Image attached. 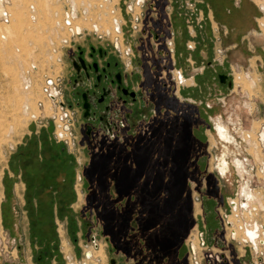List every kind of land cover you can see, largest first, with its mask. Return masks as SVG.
Here are the masks:
<instances>
[{
    "label": "rangeland",
    "instance_id": "374dc122",
    "mask_svg": "<svg viewBox=\"0 0 264 264\" xmlns=\"http://www.w3.org/2000/svg\"><path fill=\"white\" fill-rule=\"evenodd\" d=\"M80 1L78 0L79 4L73 8L70 0H9L11 20L7 23L0 18V264H68L69 262L85 264L86 261L91 264H112V260H115V264H136L132 253L130 256L127 251L119 250L115 246L113 229L110 227L116 220L114 221L113 217L110 220L109 217V221L106 222L101 216L102 209L110 208L107 204L111 199L112 180L104 178L99 180L100 177L102 178L103 168L111 169L115 165L114 160L107 156L108 153L115 156L116 152L120 151L118 144L123 149L130 142L125 144L117 141L114 142V146L106 142V144L102 142V145H96L99 148L97 150L106 157H103L104 160L99 157L100 163L97 160L93 162V155L97 150L92 152L94 149L85 147L86 121L83 120L81 109L73 110L69 105L74 99L71 98L73 92L68 83V77L72 54L78 50L79 46L86 49L92 45L104 46L111 53L118 54L119 52L122 56V63L129 64L130 69L132 61L138 63L148 58L152 65H158V70L154 73L155 77L163 84L167 81L171 89H176L175 81L172 80L175 70L169 72L166 79L160 77V74L163 75L160 71L165 69L163 67L166 63H169V58L165 54L169 50V45L165 35L157 39L154 32L157 27L155 21L161 23L162 12L166 4H169L173 12L172 18L178 33L175 44L178 51V59L175 58L176 65L178 68L183 67L186 76H195L194 80L197 83L189 85L192 78L187 79V85L182 87V91L185 96L197 102L200 110V117L197 121L188 119L187 121L191 122V126L194 124L199 127L202 155L200 162L204 169L203 172L201 171L202 181L199 188L197 182L190 180L189 202L193 210L192 224L189 228L183 227L179 230L182 235H179V242L175 247V255L179 260H173V257L168 256L166 264H177L176 260L181 261V264H196L197 262L202 264H252V261H259L258 255L263 258L259 261L260 264L261 262L264 264V252L258 254L250 243L249 247H245L238 242L239 240H232L230 251H225L226 247L219 248L215 242H204L199 232L200 217L203 211L200 208L197 210L199 205L202 207L200 197L203 193L208 196L213 194L219 197L220 195L221 201L218 208L226 228L225 223L227 224L230 216L233 217L235 214L234 203L231 199L239 197L243 183L247 185L246 191L250 186L255 192H262L264 202V173L261 161L255 159L249 152L252 146H248L241 135L242 131L244 134L251 133L260 143L258 139L260 140L259 136L264 131V30L258 21L261 19L260 21L264 22V12L260 9V0H234V6L240 8L245 5L249 9V15L241 23L236 20L221 21L216 18L214 10L211 16V11L204 9V13L198 18L202 25L200 38L202 43L206 41L211 50L210 53L201 51L198 55L196 51H191L187 46L190 37V35L187 36L189 34L188 25L194 17L190 10L195 7L191 3H185V7V5L182 6L180 0ZM87 2L91 4L85 9ZM31 4H37V19L35 20L31 19V13H33L30 8ZM161 8L162 12H160ZM73 11L76 12L75 19L70 16ZM113 22H119L115 35L95 29L97 23L101 30H105L113 27ZM74 23L75 25H78L77 23L88 25L89 28L86 26L78 32L75 30ZM92 23H94L93 28H91ZM227 31L228 33H225ZM115 46L118 47V51L115 50ZM163 49L164 53H162ZM195 54L196 57H194ZM191 55L196 61L193 65L188 61ZM215 59L221 63L215 62ZM209 61H212L210 66H208ZM23 69L33 81L30 91L24 89L19 74ZM219 73L230 74L233 85L229 86L227 83L220 82L217 77ZM239 75L252 76L256 80L252 89L240 83ZM51 87L62 90L63 97L60 98L72 113V130L76 140L72 139L70 148L76 152L82 162L90 161L83 167L82 179L76 180L80 194V201L76 203L77 223H67V231H65V223L60 222L57 227L63 229L65 234L62 230L60 237L54 233V237L40 242L37 237L32 236L29 239L23 231L19 232L13 222L8 220L6 224L2 220L1 210L5 209L3 206L6 203L5 187L7 183L13 181L7 176L5 167L9 163L14 148L29 133L32 124L39 128L56 120L55 117L60 107L58 102L55 103V99H50ZM27 96H30L29 99ZM175 104L177 105L176 101ZM34 114L37 116L32 118ZM219 117L229 125L234 143H225L217 134L216 120ZM225 144L228 147H225ZM263 144H260V149H262L264 159ZM85 149L86 153H84ZM142 149H145V146ZM142 149L136 146L138 159L143 154ZM223 153L230 161L235 157L247 160L249 169L247 175L243 170L240 172L241 177L232 163L228 173L223 175L218 168ZM90 166H92L90 170L95 169V172L88 171ZM244 175H246L245 179H243ZM100 185L102 195L95 204V201L91 202L90 198L96 197L97 186ZM185 186L186 184L179 182L178 187L180 188L177 190L180 194L183 193ZM180 194L177 196L179 204L180 199L183 198ZM85 195H87L86 198ZM258 205L260 206V203ZM207 209L211 210L210 213L208 212V219L215 228V206L207 205ZM242 212L241 215L244 218ZM255 216V220L264 229V209L261 208ZM202 221L206 225L205 220L202 219ZM229 230L230 227H228V237ZM195 235H197L198 246L192 242ZM95 241L99 249L100 246L104 249L99 251L100 255L87 259L86 251L91 249L94 253L95 248L97 250ZM145 242L146 240H143L141 243L143 250L146 249ZM146 250L152 253L149 248ZM41 251H44V255L46 253V257L42 256L39 261L37 257ZM240 251L243 255L245 252L246 254L240 257ZM181 253L182 259L180 258Z\"/></svg>",
    "mask_w": 264,
    "mask_h": 264
},
{
    "label": "flooded vegetation",
    "instance_id": "af4514ba",
    "mask_svg": "<svg viewBox=\"0 0 264 264\" xmlns=\"http://www.w3.org/2000/svg\"><path fill=\"white\" fill-rule=\"evenodd\" d=\"M211 10L213 11L212 8ZM230 18L232 20V17ZM243 20L240 19L239 21L238 19V22L241 23ZM156 25L157 27L154 32L157 35V39L164 37V35L166 36L169 31L165 25L158 22ZM173 25L177 43L178 33L177 29H175L174 19ZM198 32L199 33L195 39L196 47L193 51H196L197 55L200 54L199 52L201 51L210 53L211 49L206 41L203 43L201 42L199 28ZM225 33H228V31ZM115 50L118 51L117 46H115ZM145 53L146 55L148 54L147 51ZM162 53H164V49ZM165 54L167 57L170 55L169 52H166ZM175 54L178 59L177 48L175 49ZM196 54L194 57H196ZM121 57L122 56L119 52L118 54L111 53L104 46L96 47L94 45L90 46L89 49L79 46L78 50L72 54L68 83L73 92L71 98L74 100L69 105L73 110L79 108L83 112V120L86 121L84 127L86 137L84 141L85 147H91V149H94L92 152H94L99 149L96 145H102V142L108 144L119 141L121 143L124 142L125 144L130 142L127 146L131 148H135L136 146L141 148L142 145H144L150 154H152V150L156 153L158 148H161L162 150L164 149L166 154H164V161L166 159L169 161L174 158L177 160V173L179 174L177 185L179 186V182L184 183L186 184L185 187L190 191L191 188L189 184L190 180H192L197 182V187L199 188L202 181L201 171H204L200 162L202 155L200 153L201 140L199 137V127H196L193 124L190 129H187V124L191 123L188 122L187 119L189 121H197L200 117V110L197 102L191 97L185 96L182 88L179 92H176L175 88L171 89L170 84L167 82H164V84L160 82L154 74L158 70V65H152L148 58L147 60H143V62L139 61L138 63L132 61V68L130 69L129 64L124 61V63H122ZM191 58L193 60L192 55ZM153 60L155 59L153 58ZM214 61L219 62L217 59ZM195 62L196 61L193 60V64ZM211 63L212 61H209L208 66H210ZM150 67H152V69H150ZM165 67H168V65L166 64ZM206 67L204 69H206ZM194 77L195 76L192 75L190 78H193V85H196L197 83L195 82ZM217 77L220 82L224 84L227 83L229 86L233 85L230 74L219 73ZM175 101L177 102V105L175 104ZM219 122L224 124L230 131L229 125L219 117L216 120L217 132V124ZM217 134L225 143H234L235 141L232 134H229V138L223 137L219 132ZM241 135L247 145H251L253 148V144L250 143L251 141L247 140V134H244V131H242ZM225 147H228L227 144H225ZM174 150L177 151V155ZM99 152L100 151L98 150L95 151L93 157ZM259 152V160L264 162V159L262 158V149H260ZM223 157H225V160H223ZM171 161L172 162L170 163H175L173 160ZM220 161L221 163L219 162L218 168L223 175L228 173L231 163L236 167L240 176H242L240 172L243 170L246 175L249 171L247 160L243 158L235 157L230 161L225 153H223ZM223 161H226V165H224ZM222 166H224V171H222ZM262 170L264 173V168H262ZM246 175H244L243 179H245ZM208 179L210 180V178ZM123 181L124 182L121 180L119 185H122V183L127 185V179H123ZM246 186L245 183H243L239 191V206L241 207V211H245L246 209L251 210L252 204L257 202L254 198L255 190L248 185L252 192V196L249 197L245 190ZM110 187L112 191L110 190L111 199H109V204L114 207L115 215L113 218L114 221L116 220V224L114 223L112 227L113 240L116 244V248L127 251L130 256L132 253V256L136 260V264H166V261L168 260L167 258L160 263L154 262L151 253L142 248L141 243H143L144 237L140 223L138 222V212H135V209L132 210L133 212L129 210L130 206L133 205L131 204L133 199H130L129 197L130 189L126 194L119 192V186L116 183V179H112ZM177 188L179 189L180 187ZM180 195L183 197V193ZM214 196L213 194L208 196L203 193L200 197L202 207L199 205L197 210L200 208L203 211V214L200 217L201 222L199 226L201 229L199 232L201 233V238L204 242H215L216 245L224 246L230 251V244L226 242L225 238L223 218L219 213L218 208L221 197L220 195L219 197L218 195ZM90 199L91 202L92 200L95 201V204L99 201L97 195ZM181 199L183 200V198ZM232 202L234 203L233 207H235L236 202ZM207 205L215 206V228L209 222L208 212L210 213L211 210L207 209ZM129 211L133 213L131 216L128 215ZM103 213H101L103 219H108L107 217H110V215ZM123 215L130 217L127 219L128 225L125 228L122 227L123 224H121V218ZM202 219L205 220L206 225L203 223ZM253 227L254 228L247 227L246 230L249 232H246L253 241V243L250 242V244L257 250L258 245L256 239L259 235L260 225L256 222L253 224ZM193 239L192 242L198 246L197 235H195ZM102 248L103 247L101 246L100 249L94 250V255H100L99 251H103L104 249ZM42 255V253L38 255L37 259L39 261L42 259ZM173 255L175 256H173V260H179L178 256L175 255V251ZM182 257L183 255L181 253L180 258L182 259ZM177 260V264H181V261L178 262Z\"/></svg>",
    "mask_w": 264,
    "mask_h": 264
},
{
    "label": "crops",
    "instance_id": "0c3cea01",
    "mask_svg": "<svg viewBox=\"0 0 264 264\" xmlns=\"http://www.w3.org/2000/svg\"><path fill=\"white\" fill-rule=\"evenodd\" d=\"M212 13L211 10V16ZM114 144L113 142L109 145L114 146ZM118 145L120 151L118 153L115 151V156L111 153L107 155L109 159L111 157L114 160L115 165L111 169L103 168L102 178H100L116 179L119 192L126 194L134 182L135 174L137 172H140L142 176L146 174L145 162L150 152L148 153L146 147L142 149L143 145L141 147L143 154L138 159L136 147L125 146L126 148L123 147L122 149L121 145ZM84 153H86V149ZM12 154L17 155L15 169L11 166ZM119 157L121 159H118ZM89 161L82 162L73 149L68 147L66 143L57 140L53 123L49 122V125L46 124L39 128L32 124L29 133L14 148L9 163L5 167L7 168L5 171L8 173L7 176L13 181L7 183L4 190L6 203L3 204L5 209L1 210L2 220L5 218L4 215H8L14 227L16 226L19 232L23 231V234L29 239L34 236L35 230L37 234L43 233V230L38 227L35 229L32 223H53L54 233L60 237V231L63 230L57 227L60 222L65 223V231H67V223H77L78 209L76 203L80 201V194L76 180L82 179L83 167ZM123 179H127V185L122 183V187L119 182L121 180L124 182ZM101 195L100 185L97 186V198L99 199ZM107 205L110 208L102 209L101 212H105L106 215L110 213L111 220L115 215L114 207L111 204ZM64 230L63 233L65 234ZM59 251L61 253L60 249ZM43 252L41 251L42 256L46 257V253L44 255Z\"/></svg>",
    "mask_w": 264,
    "mask_h": 264
},
{
    "label": "trees",
    "instance_id": "16d2710c",
    "mask_svg": "<svg viewBox=\"0 0 264 264\" xmlns=\"http://www.w3.org/2000/svg\"><path fill=\"white\" fill-rule=\"evenodd\" d=\"M204 1L209 3L215 11L216 18L221 21H238V19L240 21V19H246L247 15H249V9L245 5L241 8L234 6V0ZM230 17H232V20ZM187 36L189 37V34ZM190 128L191 125L189 123L187 124V129ZM174 151L177 155V151ZM164 154V149L162 150L161 148H158L156 153L152 150V154L147 156L145 162L146 174L142 176L140 172H137L129 191V197L130 199H133L131 202L133 205L130 206L129 210L133 212L132 210L135 209L134 211L138 212V222L140 223L144 237L143 240H146L144 247L146 246V249L149 248L152 251L151 255L153 261L158 263L163 262L166 258L168 259V256L173 257L175 247L179 242L178 237L179 235H182L179 230L183 227L189 228L192 224L189 190L187 188L184 189L183 200L180 199L179 204L177 202V196L180 194V191L177 190L179 177V174L177 173V160L174 158L169 161L167 159V161H164V156L166 155ZM102 156L103 155L100 154L95 155L93 157V162L97 160L100 163V158L103 159V157H105ZM16 158V154L11 158V166L13 169L16 168ZM171 160L175 163H170L172 162ZM90 169H92V166L88 167V171ZM91 172H95V169ZM99 180H101V178ZM130 211L128 215L131 216L133 213ZM4 217V222L7 224L9 217L8 215H4ZM128 218L130 217L125 215L122 216V227L125 228L128 225ZM103 220L106 222L109 221L106 218ZM32 224L35 229L38 227L43 230V233L39 234H37L36 230L34 231V237H37L40 242L47 241L55 236L53 223L45 222ZM112 227L110 228L113 229Z\"/></svg>",
    "mask_w": 264,
    "mask_h": 264
},
{
    "label": "built area",
    "instance_id": "2783aa9c",
    "mask_svg": "<svg viewBox=\"0 0 264 264\" xmlns=\"http://www.w3.org/2000/svg\"><path fill=\"white\" fill-rule=\"evenodd\" d=\"M2 1V6L0 7V18L2 21L4 22H10L11 20V16H12V13L11 11L9 10V0H1ZM179 1V0H178ZM180 3L182 4V6L185 5L186 7V4H192L193 6L195 7H191L192 9L190 10V12L192 13V15L194 16L193 17V20L191 22V24L188 25L189 27V41L187 42V46H188V49H190L191 51H193L196 47V37L198 35V28L200 29L202 25H200V22H199V15L200 14H203L204 13V9H209V11H211V7L209 6L208 3H206L204 0H180ZM186 3V4H185ZM160 10V9H159ZM163 9L161 8L160 12H162ZM163 16H162V20H161V23H163L165 25V27L168 29V33L167 35L165 36V39L167 40V43L169 45V50L168 52L170 53L169 55V63H166L168 65V67H163L165 68L164 70H161L160 72L163 73V75L160 74V77L163 78V79H166V75L169 73V72H173V70H175L174 72V76H172L174 79H172L173 81H175V86L177 87L175 90L176 92H179V90L185 86V82L183 80H185V78H190L188 76H186L185 72H184V69L182 66H178L176 65V54H175V44H176V34H175V31H174V25H173V18H172V10L170 9V6L169 4L165 6V10L162 12ZM192 19V18H191ZM157 23V20L155 21ZM117 31H118V28H117ZM188 61L193 65V60L192 58H188ZM170 66H174L173 68H171ZM167 82V81H166ZM169 84V83H168ZM187 85V84H186ZM189 85H193V83L189 84ZM49 96H50V99L53 100L55 99V103H59V111H58V115H56V120L55 122L53 121L54 123V131H55V136L57 138L58 141L60 142H63V143H66L68 147H71V142H72V139H75L76 138L73 136V130H72V125H73V117H72V113H70V110L69 108L65 105V102L63 101L62 98L60 97H63L62 95V90H60V88L58 89L57 87H51V90H50V93H49ZM60 123V124H59ZM74 138H73V137ZM229 223V224H228ZM228 223L226 225V228H225V238H226V242L228 244H232V240H235V241H238L239 239H236L235 237V230L232 229V225L230 226V224H232V221L228 220ZM2 227V226H1ZM228 227H230V230H231V234H230V230H229V237L227 236V233H228ZM94 239V237H93ZM239 243H242L243 246L245 247H249L250 245L249 242H244L242 240H239L238 241ZM95 245H97V249L98 248V244L97 242L95 241ZM252 246V245H251ZM219 248H221L222 246H218ZM253 249V248H252ZM96 250V248H95ZM254 250H256L254 248ZM225 251H229V249H226ZM257 253L261 254L263 251V249L261 250H256ZM246 254V252L244 253V255ZM86 257L87 259H91L93 256H94V253L91 249H89L88 251H86ZM241 251H240V257L241 256H244ZM258 258H259V261L262 260V256L261 255H258ZM228 260V259H227ZM258 260L256 261H252V264H260ZM68 264H74L73 262H69ZM85 264H91V263H88L87 261L85 262ZM196 264H202V263H196ZM262 264V262H261Z\"/></svg>",
    "mask_w": 264,
    "mask_h": 264
},
{
    "label": "bare ground",
    "instance_id": "6f19581e",
    "mask_svg": "<svg viewBox=\"0 0 264 264\" xmlns=\"http://www.w3.org/2000/svg\"><path fill=\"white\" fill-rule=\"evenodd\" d=\"M78 0H70V2H71V4H72V6H73V8H75V7H77V4H79L78 2H77ZM82 1V0H81ZM80 1V2H81ZM85 1V0H84ZM106 1H108V0H106ZM110 1V0H109ZM139 1H141V0H139ZM35 3V2H34ZM85 3V2H84ZM109 3V2H108ZM89 4H91L90 2H87V5H86V8L85 9H87L88 8V5ZM36 5L37 4H31V6H30V8H31V11L33 12V13H31V19H37V14H36V11H37V8H36ZM2 6V2H1V0H0V7ZM84 8V7H83ZM260 9L262 10V12H264V0H260ZM90 10V9H89ZM35 12V13H34ZM112 13V12H111ZM111 13H109V14H111ZM71 17H73V19H75L76 18V12L75 11H73V14L72 15H70ZM88 20V19H87ZM89 20H90V18H89ZM261 19H258V21H259V24H260V26L262 27V29L264 30V22H261L260 21ZM75 21H77V20H75ZM74 21V22H75ZM101 21V20H100ZM100 21H98V22H100ZM119 21V20H118ZM69 23H70V21H69ZM76 23H74V25H75ZM78 25H75L74 27H75V30H77L78 32H81V30H83V28H85L86 26H88V25H81V24H79V23H77ZM93 24L94 23H92L91 24V28H93ZM118 25H119V22L118 23H115V22H113V27H109V28H107V29H105V30H101L100 29V27H99V25H98V23L97 24H95V29L97 30V31H103V32H108V33H111L112 35L115 33H117V28H118ZM102 27H104V25H102ZM88 28H89V26H88ZM105 28V27H104ZM114 34V35H115ZM7 38V37H6ZM23 67V66H22ZM20 74V77H21V80H22V83H23V86H24V89H26V90H28V91H30V89L32 88V78L30 77V75L27 73V71L26 70H22V72L21 73H19ZM238 78H239V81H241L240 83H243L244 84V86L246 87V88H248V89H252V87H253V85H254V83H255V79L254 78H252V76L251 77H246V76H244V75H239L238 76ZM187 79H189V78H185V80H183L186 84H187ZM191 79V78H190ZM192 81H191V83H193L194 81H193V78L191 79ZM190 83V84H191ZM238 83V82H237ZM29 97L30 96H27V98L29 99ZM28 107V106H27ZM31 108V107H30ZM29 111H30V109H29ZM37 115H33L32 116V118L33 117H36ZM217 129H218V132H219V134H221L223 137H228L229 136V134H231L230 133V131L227 129V127L224 125V124H222L221 122H219L218 124H217ZM261 133H262V131H261ZM222 137V138H223ZM230 137V136H229ZM228 137V138H229ZM257 138V137H256ZM259 138H260V140L258 139V141L260 142V143H264L263 142V139H264V131H263V133L259 136ZM247 140L248 141H251L250 143H252L253 144V148H252V150H250V152L254 155V158L256 159H258L259 160V157H260V154H259V147H260V143H258L257 142V140L256 139H254V137H253V135H251V133L250 134H247ZM264 145V144H263ZM250 147H251V145H250ZM223 160H225V157H223ZM220 163H221V161H220ZM223 163H224V165H226V161H223ZM261 163V168H264V162H260ZM222 171H224V166H222ZM242 177V176H241ZM246 190V189H245ZM244 190V191H245ZM247 195L249 196V197H251L252 196V193H251V191L249 190V187H247ZM263 193L261 192V193H259V192H254V195H255V199L257 200V202H254L253 204H252V208H251V210H245V211H243L242 213H243V215H244V218H242L243 216L241 215V207L239 206V197L236 199V198H232L231 199V201H235L236 202V205H235V207H233V209H234V212H235V214L233 215V217L232 216H230V221H232V223H233V225H232V229H234L236 232H235V237H236V239H239V240H242L243 241V243L244 242H252L253 243V241L250 239V237H249V235L247 234V232L246 231H248V230H246V228L247 227H250V228H254L253 227V224L254 223H256L257 221L255 220V218H256V213L257 212H260V209L261 208H263L264 209V202H263V195H262ZM251 199V198H250ZM258 203H260V206L258 205ZM237 215V216H236ZM245 219V220H244ZM249 232V231H248ZM230 234H231V230H230ZM240 234V235H239ZM256 243H257V245H258V247H257V250H261V249H263L264 248V229H262L261 228V226H260V231H259V235H258V237H257V239H256ZM101 247V246H100ZM98 250V249H97Z\"/></svg>",
    "mask_w": 264,
    "mask_h": 264
},
{
    "label": "water",
    "instance_id": "95a60500",
    "mask_svg": "<svg viewBox=\"0 0 264 264\" xmlns=\"http://www.w3.org/2000/svg\"><path fill=\"white\" fill-rule=\"evenodd\" d=\"M112 264H115V260H112Z\"/></svg>",
    "mask_w": 264,
    "mask_h": 264
}]
</instances>
